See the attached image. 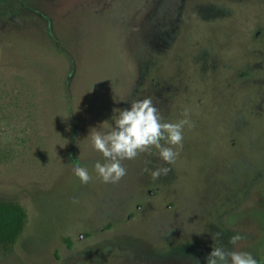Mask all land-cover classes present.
<instances>
[{
  "label": "rangeland",
  "instance_id": "1",
  "mask_svg": "<svg viewBox=\"0 0 264 264\" xmlns=\"http://www.w3.org/2000/svg\"><path fill=\"white\" fill-rule=\"evenodd\" d=\"M144 98L187 114L179 154L104 183L92 128ZM0 199L27 214L0 264H206L215 232L264 255V0H0Z\"/></svg>",
  "mask_w": 264,
  "mask_h": 264
},
{
  "label": "clouds",
  "instance_id": "2",
  "mask_svg": "<svg viewBox=\"0 0 264 264\" xmlns=\"http://www.w3.org/2000/svg\"><path fill=\"white\" fill-rule=\"evenodd\" d=\"M126 109H117V114L111 117L112 123L102 122L104 131L98 128L91 131V145L99 152L103 162L96 161L93 165L96 176L104 183H116L125 174L126 169L121 161L133 159L139 153H154L165 164H172L182 147L183 129L191 123L185 113V118L177 122H162L158 109L151 98L138 99L128 102ZM100 124V125H101ZM163 142V143H162ZM149 172L153 180L167 175L169 167H159ZM72 172L82 184L89 182L88 169L73 159ZM220 233L211 234L214 241L210 253L206 256V264H257L250 252L234 251L219 244ZM243 237L237 233L229 237L228 244L235 246Z\"/></svg>",
  "mask_w": 264,
  "mask_h": 264
},
{
  "label": "trees",
  "instance_id": "3",
  "mask_svg": "<svg viewBox=\"0 0 264 264\" xmlns=\"http://www.w3.org/2000/svg\"><path fill=\"white\" fill-rule=\"evenodd\" d=\"M26 218V211L18 202L0 199V251L12 249L24 229Z\"/></svg>",
  "mask_w": 264,
  "mask_h": 264
},
{
  "label": "flooded vegetation",
  "instance_id": "4",
  "mask_svg": "<svg viewBox=\"0 0 264 264\" xmlns=\"http://www.w3.org/2000/svg\"><path fill=\"white\" fill-rule=\"evenodd\" d=\"M253 196H254V193L251 192V194H250V191L246 190V192L244 193V200H248V199L250 200V198L253 197ZM259 216H261V215H259ZM251 217H252V219H254L253 215H251ZM250 253L257 260V264H264V259L262 258V257H264V255L260 254L259 249H256L255 252H250Z\"/></svg>",
  "mask_w": 264,
  "mask_h": 264
}]
</instances>
